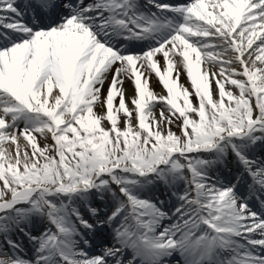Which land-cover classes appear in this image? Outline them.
Returning a JSON list of instances; mask_svg holds the SVG:
<instances>
[{"label":"snow or ice","instance_id":"6c2138e0","mask_svg":"<svg viewBox=\"0 0 264 264\" xmlns=\"http://www.w3.org/2000/svg\"><path fill=\"white\" fill-rule=\"evenodd\" d=\"M0 264H264V0H0Z\"/></svg>","mask_w":264,"mask_h":264},{"label":"bare ground","instance_id":"6f19581e","mask_svg":"<svg viewBox=\"0 0 264 264\" xmlns=\"http://www.w3.org/2000/svg\"><path fill=\"white\" fill-rule=\"evenodd\" d=\"M110 79H111V77L109 76V80ZM180 82L185 84V85H188V80L186 78V75H181ZM150 84H151V87L154 89L155 92L162 93L164 91L161 84L158 82V80L154 74L151 78ZM105 87H107V84ZM124 88L126 90V92H125L126 98L133 95V85H132L131 81L125 80ZM97 111H101V109L97 108Z\"/></svg>","mask_w":264,"mask_h":264},{"label":"rangeland","instance_id":"374dc122","mask_svg":"<svg viewBox=\"0 0 264 264\" xmlns=\"http://www.w3.org/2000/svg\"><path fill=\"white\" fill-rule=\"evenodd\" d=\"M195 102V101H194ZM159 112V109H157V113ZM173 131H176L177 134H179V129L178 128H175L173 127ZM44 142L41 141V144H43ZM48 143H51V141L49 140ZM25 145V142L23 140H21V146L23 147Z\"/></svg>","mask_w":264,"mask_h":264}]
</instances>
